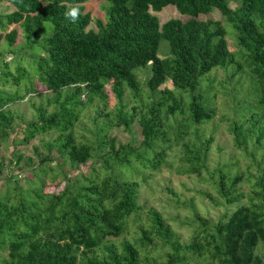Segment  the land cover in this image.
I'll return each instance as SVG.
<instances>
[{
	"label": "trees",
	"instance_id": "obj_1",
	"mask_svg": "<svg viewBox=\"0 0 264 264\" xmlns=\"http://www.w3.org/2000/svg\"><path fill=\"white\" fill-rule=\"evenodd\" d=\"M90 1L8 0L15 11L1 18L2 30L19 26L28 43L45 35V24L53 26L38 48L43 57L30 69L48 92L59 94L54 103L61 111L47 118L41 115L40 122L30 124L25 143L59 134L48 151L56 150L61 167L74 170L94 163L101 158V149L110 145L89 176L72 179L61 173L60 191L46 193L41 183L26 191L17 188L14 195H0V254H8L6 259L0 255L2 264H264V253L262 258L256 254L264 245V0H96L109 5L106 22L96 21L97 33L88 31L93 21L84 5ZM170 6L190 21L171 20L161 26L152 14ZM73 7L78 9L75 22L65 15ZM215 10L238 35L240 62L229 52L223 23L198 20ZM17 37L16 31L6 36L9 47ZM163 41L169 54L160 58ZM1 63L8 69L7 63ZM231 63L237 64L238 74L249 70L251 90L229 133L236 150L260 159L258 176L234 174L233 166L211 174L209 182L219 199L209 193L200 197L217 207H238L217 224L196 214L190 244H181L159 213L145 210L149 223L141 236L118 248L110 239L127 234L130 219L144 211L138 205L137 184L127 179L137 175L138 167L151 171L171 167L167 153L182 145L185 167L178 173L193 176L208 171L212 140L202 143L199 130L214 120L216 111L207 104L203 85L212 72ZM148 68L146 100L128 111L121 105L125 89L141 98L144 90L136 71ZM9 77L5 73L4 80ZM24 79L32 81L19 68L13 82L18 86ZM107 87L120 109L97 135L114 127L129 131L138 120L143 134L139 149H116L114 141L104 138L98 149L76 141L72 131L80 119L82 95L88 96L86 107L96 99L107 102ZM69 89L75 90L73 96L61 103L60 93ZM22 101L19 95L0 92V145L15 123L4 109ZM243 182L250 186L248 194L239 190ZM245 200L247 204L240 206Z\"/></svg>",
	"mask_w": 264,
	"mask_h": 264
},
{
	"label": "rangeland",
	"instance_id": "obj_2",
	"mask_svg": "<svg viewBox=\"0 0 264 264\" xmlns=\"http://www.w3.org/2000/svg\"><path fill=\"white\" fill-rule=\"evenodd\" d=\"M107 6L109 7L107 3L96 0H91L84 5L85 13L90 14L93 21L88 31L92 30L97 33L96 21L106 22ZM231 7L236 8L234 4ZM14 11L8 0H0V21L2 17ZM152 15L159 19L161 26L171 20H178L183 23L190 21V18L182 16L173 6L165 8L162 13H153ZM198 20L201 22H222L226 31L229 52L238 56L236 60L241 61L239 57L242 56V53L238 47V35L234 28L224 21L219 11L215 10L212 15L201 16ZM45 28V35L28 43L19 26L7 27L5 31L0 27V92L11 96L19 95L24 99V101L4 109L14 116L15 123L6 142L0 145V195H5L8 192L14 195L17 188L26 191L40 186L41 183L45 184L46 193L60 191L64 187V184L61 183L63 182L61 173L68 174L72 179L79 174L89 176L93 169L100 166L104 156L110 150V145H107L101 149V158L96 159L94 163H88L86 166L74 170L69 166L61 167L62 162L57 158L56 150L48 151V147L55 142L59 134L49 133L38 136L30 143H25V132L30 124L40 122L41 115H46L47 118L61 111L59 106L54 103V99L59 94L48 92L38 82L30 69L36 60L43 57V53H40L38 48L44 44L43 39H47L51 35L53 26L45 24ZM13 31L17 32L18 37L15 45L9 47L6 36ZM168 54V44L163 41L159 57L165 58ZM1 61L8 64V69ZM19 68L24 70L32 81L24 79L16 86L13 77H17ZM236 69L237 64L235 63H231L227 69H217L209 75L203 85V91L208 93L207 104L216 111L214 120L199 130L202 143L212 140L208 152V171L193 176L178 173L179 168L185 167L181 163L184 152L182 145L167 153L166 159L171 167L163 166L159 171L138 167L137 175L132 178L128 176L127 179L137 184L138 205L144 211L138 214L136 218L130 219L127 234L118 240L110 239L118 248L126 242L134 243L141 236V229L146 228L149 223V216L145 210H155L159 213L181 244L192 242V236L195 232L192 223L196 214L210 223L217 224L236 211L237 205L226 206L224 204L217 207L200 197L202 193H209L213 198L219 199L209 181L210 175L221 168L233 166L231 172L241 174L245 178L258 176L256 164L260 159L256 157L253 160L236 150L233 138L229 133V128L233 122L240 118L238 110L244 106H241V103L247 99V93L251 90L249 70L244 68L241 74H238ZM5 73L11 75L7 81L4 80ZM136 75L144 93L141 98H136L131 90L125 89L126 92L121 105L128 111L146 100L147 82L151 77V70L149 68L139 69L136 71ZM106 90L110 99L107 102L96 99L92 106L86 107L88 96L82 95V106L78 108L80 119L72 131L76 141L98 149L100 140L104 138L107 142L114 141L116 149L120 146L139 149L143 142V134L138 120L135 121L129 131L122 127H114L97 135L98 130L104 129L107 121L113 120L120 109V104L112 95L111 88L107 87ZM74 91V89L62 91L60 102L64 103L67 98H71ZM170 123L175 125L173 119H170ZM51 168L54 171H51ZM239 190L248 194L250 186L247 182H243L239 186ZM244 204H247V200L243 201L240 206ZM263 253L264 245H260L256 254L262 258ZM0 255L4 259L8 257L7 253ZM0 264H2V260H0Z\"/></svg>",
	"mask_w": 264,
	"mask_h": 264
},
{
	"label": "clouds",
	"instance_id": "obj_3",
	"mask_svg": "<svg viewBox=\"0 0 264 264\" xmlns=\"http://www.w3.org/2000/svg\"><path fill=\"white\" fill-rule=\"evenodd\" d=\"M66 18H70L72 22H75L78 17V9L73 7L66 12Z\"/></svg>",
	"mask_w": 264,
	"mask_h": 264
}]
</instances>
